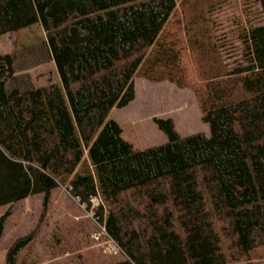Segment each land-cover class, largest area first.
<instances>
[{
	"label": "trees",
	"instance_id": "trees-1",
	"mask_svg": "<svg viewBox=\"0 0 264 264\" xmlns=\"http://www.w3.org/2000/svg\"><path fill=\"white\" fill-rule=\"evenodd\" d=\"M205 4L178 14V0H0V36L39 23L60 77L36 87L0 56V237L12 206L64 187L119 248L109 264H253L264 246V0ZM135 77L192 88L209 134L154 118L167 140L135 148L110 118L136 99ZM32 240L17 239L7 264Z\"/></svg>",
	"mask_w": 264,
	"mask_h": 264
},
{
	"label": "rangeland",
	"instance_id": "rangeland-1",
	"mask_svg": "<svg viewBox=\"0 0 264 264\" xmlns=\"http://www.w3.org/2000/svg\"><path fill=\"white\" fill-rule=\"evenodd\" d=\"M198 1L201 2L178 0V14H184L190 3ZM215 1L219 0H205L206 7ZM226 28L235 29V24L226 23ZM45 41L39 23L0 36V56L11 55L19 63V81L30 80L36 87L60 82L48 50L44 53ZM228 55H224L226 63L232 61ZM135 80L136 99L127 107L114 108L110 113V118L121 125L123 137L135 148L143 149L167 140L154 118H172L183 136L196 132L209 134V126L202 120L200 103L192 88H180L170 82L150 83L140 77ZM98 204L100 201L94 200V206ZM8 209L9 206L0 207V217ZM12 211L0 237V264H7V252L13 243L31 233L33 240L19 253L17 264H109L122 258L117 245L98 224L95 210L89 212L64 187L55 188L46 203L43 195H35L12 206ZM252 260L253 264H264V246L254 251Z\"/></svg>",
	"mask_w": 264,
	"mask_h": 264
},
{
	"label": "crops",
	"instance_id": "crops-1",
	"mask_svg": "<svg viewBox=\"0 0 264 264\" xmlns=\"http://www.w3.org/2000/svg\"><path fill=\"white\" fill-rule=\"evenodd\" d=\"M142 79L145 80V81H147V82H150V81L147 80V79H144V78H142ZM150 83H151V82H150ZM150 83H149V84H150ZM146 84H147V83H146ZM146 84H145V85H146ZM135 85H136V91H137V93H138V86H137V84H136V80H135ZM145 85H144V86H145Z\"/></svg>",
	"mask_w": 264,
	"mask_h": 264
},
{
	"label": "built area",
	"instance_id": "built-area-1",
	"mask_svg": "<svg viewBox=\"0 0 264 264\" xmlns=\"http://www.w3.org/2000/svg\"><path fill=\"white\" fill-rule=\"evenodd\" d=\"M95 201H98V199H94ZM93 203H94V201H93Z\"/></svg>",
	"mask_w": 264,
	"mask_h": 264
}]
</instances>
